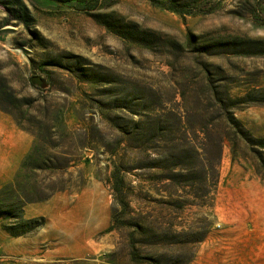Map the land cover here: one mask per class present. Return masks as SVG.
<instances>
[{
	"label": "rangeland",
	"instance_id": "rangeland-1",
	"mask_svg": "<svg viewBox=\"0 0 264 264\" xmlns=\"http://www.w3.org/2000/svg\"><path fill=\"white\" fill-rule=\"evenodd\" d=\"M0 113V264H213L227 175L264 179V0H0Z\"/></svg>",
	"mask_w": 264,
	"mask_h": 264
},
{
	"label": "crops",
	"instance_id": "crops-1",
	"mask_svg": "<svg viewBox=\"0 0 264 264\" xmlns=\"http://www.w3.org/2000/svg\"><path fill=\"white\" fill-rule=\"evenodd\" d=\"M31 145L27 134L0 113V187L14 178ZM227 177L221 198L229 215L221 219L222 229L209 235L206 255L213 264H264V179L235 169Z\"/></svg>",
	"mask_w": 264,
	"mask_h": 264
},
{
	"label": "trees",
	"instance_id": "trees-1",
	"mask_svg": "<svg viewBox=\"0 0 264 264\" xmlns=\"http://www.w3.org/2000/svg\"><path fill=\"white\" fill-rule=\"evenodd\" d=\"M150 2H152L153 4L155 3V0H149ZM158 1V0H157ZM177 6H173V8H169V9H173L174 11H178L177 9L178 8H176ZM23 163H24V161H23ZM27 221H25V223H27V222H31V220L32 219H26ZM12 235H21V234H23L24 232H21V231H12V230H8Z\"/></svg>",
	"mask_w": 264,
	"mask_h": 264
},
{
	"label": "water",
	"instance_id": "water-1",
	"mask_svg": "<svg viewBox=\"0 0 264 264\" xmlns=\"http://www.w3.org/2000/svg\"><path fill=\"white\" fill-rule=\"evenodd\" d=\"M38 83H40V80H39V82Z\"/></svg>",
	"mask_w": 264,
	"mask_h": 264
}]
</instances>
